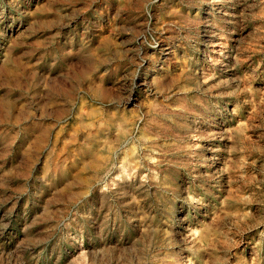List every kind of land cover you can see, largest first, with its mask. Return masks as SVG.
Wrapping results in <instances>:
<instances>
[{
	"label": "rangeland",
	"instance_id": "374dc122",
	"mask_svg": "<svg viewBox=\"0 0 264 264\" xmlns=\"http://www.w3.org/2000/svg\"><path fill=\"white\" fill-rule=\"evenodd\" d=\"M0 264H264V0H0Z\"/></svg>",
	"mask_w": 264,
	"mask_h": 264
},
{
	"label": "bare ground",
	"instance_id": "6f19581e",
	"mask_svg": "<svg viewBox=\"0 0 264 264\" xmlns=\"http://www.w3.org/2000/svg\"><path fill=\"white\" fill-rule=\"evenodd\" d=\"M94 112V111H93ZM116 127V126H115ZM128 133V132H127ZM106 137V136H105ZM126 139V138H125ZM105 143V142H104ZM107 143V142H106ZM100 147V146H99ZM132 147V146H131ZM106 161V160H105ZM107 169V168H106ZM105 171V170H104ZM97 174V173H96ZM100 174V173H99ZM94 180V178H93ZM73 195V194H72ZM79 196V195H78ZM72 197V196H71ZM76 198V197H75ZM204 229V228H203Z\"/></svg>",
	"mask_w": 264,
	"mask_h": 264
}]
</instances>
